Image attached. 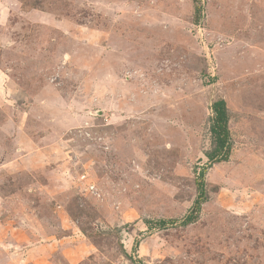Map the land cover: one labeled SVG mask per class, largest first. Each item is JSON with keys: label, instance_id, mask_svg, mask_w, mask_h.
I'll use <instances>...</instances> for the list:
<instances>
[{"label": "rangeland", "instance_id": "374dc122", "mask_svg": "<svg viewBox=\"0 0 264 264\" xmlns=\"http://www.w3.org/2000/svg\"><path fill=\"white\" fill-rule=\"evenodd\" d=\"M0 264H264V0H0Z\"/></svg>", "mask_w": 264, "mask_h": 264}, {"label": "trees", "instance_id": "16d2710c", "mask_svg": "<svg viewBox=\"0 0 264 264\" xmlns=\"http://www.w3.org/2000/svg\"><path fill=\"white\" fill-rule=\"evenodd\" d=\"M199 13H200V8L195 7V14L199 15ZM210 109L213 114V117L211 119V126H210L213 150L211 152L206 153L205 156L208 159V162L212 164H217L220 162L228 161L229 150H230V145L228 144L229 141L228 123L230 117L226 103L222 98L214 100L210 105ZM203 174H204V170L202 169L199 171L198 176L196 178L197 195H196V199L193 202V206H194L193 209H196V211H198L200 204L206 200L205 192H204ZM192 215L193 214L188 215L186 217L183 225H187L189 222L192 221V219L194 218L192 217ZM168 223L174 225L175 222L174 221L166 222L160 220L156 223V225L158 227H164ZM93 244L95 246H98V243L96 241H93ZM124 255L126 254L124 253Z\"/></svg>", "mask_w": 264, "mask_h": 264}]
</instances>
